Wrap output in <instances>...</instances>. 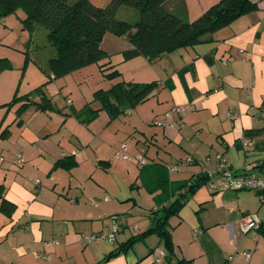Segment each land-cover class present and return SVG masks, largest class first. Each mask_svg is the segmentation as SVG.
I'll use <instances>...</instances> for the list:
<instances>
[{"label":"crops","instance_id":"obj_1","mask_svg":"<svg viewBox=\"0 0 264 264\" xmlns=\"http://www.w3.org/2000/svg\"><path fill=\"white\" fill-rule=\"evenodd\" d=\"M219 1L199 0L192 6L189 0H170L168 8L194 21ZM251 1L256 11L205 35L198 45L163 54L153 63L144 57L124 61L123 53L133 48L130 41L105 35L101 48L107 59L100 68L124 62L121 72L128 68L132 74L124 82L157 83L145 102L122 113L133 135L146 141L142 145L139 138L133 159L118 163L129 174L134 168L137 175L131 174L128 192L121 193L125 184L112 177L119 141L111 139L128 128L121 129L118 123L115 130L107 129L113 120L107 112L86 125L74 112L88 103L73 105L70 112H61V105L38 110L36 116L43 117L31 129L37 145L19 146L13 156L8 152L10 160L0 158L4 174L0 194L15 207L6 216L0 200V264H177L183 259L192 264H264V236L259 229L247 235L239 230L249 215L264 219V203L254 191H213L206 182L190 192L185 206L191 215L182 210L174 216L180 218L178 223H172L173 217L168 221L174 254L160 263L155 261L156 250L166 251L164 241L155 233L147 234L155 226L154 213L176 202L200 175L216 168L217 154H225L235 170L264 177L263 138L246 136L264 127V0ZM68 103L74 104L71 99ZM176 106L187 110L165 117ZM163 119L168 120L167 126L155 124ZM245 139L251 140L249 146ZM4 146L11 149L9 142ZM143 154L150 165L145 158L146 164L138 162ZM207 156L213 158L209 164ZM189 157L193 163L186 161ZM62 160L75 165L58 166ZM115 216L122 229L114 243L84 240L85 235L111 233ZM230 226L237 230V241ZM143 235L131 249L103 262L121 245ZM244 251L251 253L248 261ZM231 256L234 259L228 263Z\"/></svg>","mask_w":264,"mask_h":264},{"label":"trees","instance_id":"obj_2","mask_svg":"<svg viewBox=\"0 0 264 264\" xmlns=\"http://www.w3.org/2000/svg\"><path fill=\"white\" fill-rule=\"evenodd\" d=\"M169 1L110 0L106 6L101 7L91 0H0V16L16 14L18 10H22L25 14L24 28L31 32L35 26L48 30V43L55 50V55L48 61V69L57 77L107 59L101 44L108 33L118 37L125 36L132 44L133 48L123 53L124 61L144 57L153 63L163 54L198 45L205 35L217 32L257 10V5L251 0H220L196 20L187 21L169 10ZM122 7L136 10L139 20L135 23L119 20L117 15ZM11 68L6 58H0V73ZM101 68L109 80L121 76L118 70L113 69L114 66L107 67V64H104ZM156 87L155 82L150 84L117 82L109 90L95 92L94 102L99 104V108L89 104L80 111H75L74 115L86 125L96 120L102 111L114 119L126 109L145 102ZM36 105L40 111L55 110L54 104L47 97H43ZM246 136L262 137L264 146V127L248 131ZM61 163L64 168H70L74 164L62 160L57 165ZM206 182L207 177L200 175L189 186L188 193L183 194L170 206L163 207L160 212L154 213L155 226L147 234L155 233L160 236L165 244L166 257L174 254L168 221L179 215L186 204L188 194L195 192ZM1 189L0 186V192ZM0 200L1 212L11 216L15 209L14 205L7 202L1 194ZM259 231L264 236V223ZM143 237L145 235L130 239L117 251L110 253L103 262L131 249ZM177 264H192V261L183 259Z\"/></svg>","mask_w":264,"mask_h":264},{"label":"rangeland","instance_id":"obj_3","mask_svg":"<svg viewBox=\"0 0 264 264\" xmlns=\"http://www.w3.org/2000/svg\"><path fill=\"white\" fill-rule=\"evenodd\" d=\"M91 1L95 5L101 7L106 6L110 2V0ZM206 1L207 0H200L201 3ZM189 2L194 6L199 3V0H189ZM24 18L25 14L22 10H18L16 14L4 17L0 16V58H6L12 66L11 69H7L0 73V158L3 157L6 160L11 159V157H7L6 154L11 152V156H13L19 149V146L24 147L28 143L37 145L36 140H34V138L32 139L34 134L31 129L35 127L43 116L42 114L36 116L38 106L34 104V102H29L30 100L42 101L44 96L50 97L53 98L52 102L55 108L61 105L63 107L61 112H63V110L64 112L65 110L70 112L74 108L73 105L76 107H82V104L87 103V105H95V92L111 89L117 82V79L109 80L105 77L100 68L101 62L91 63L73 72L55 77L48 69V61L55 55L54 48L49 45L47 40L48 30L41 26H35L34 30L31 32L24 28ZM117 18L119 20L135 23L139 20V14L132 8L122 7ZM122 65H124V62L121 65H114L113 69L123 72L124 68L122 69ZM131 76L130 69L127 68V72L124 74L122 73L120 79L122 81H129ZM14 99L16 102H14ZM68 99H71L74 104L68 103ZM111 122L112 124L107 127V129L111 131L113 129L115 130L118 123L121 124V129L124 125H128L123 114H120ZM126 127L128 128L127 130L122 129L120 132L116 131L118 133H114L115 137L111 140L119 141L117 150L124 144L123 141L131 145V148L128 150V155H130V157L132 156L133 159L137 140L140 138V143L142 145H144V142L146 144V141L141 139L138 135H133L129 126ZM51 128H54V125L51 126ZM107 133L110 136L109 132ZM6 142L11 144L10 150H7L4 146ZM108 150L111 151V147ZM142 158L149 161L147 165L151 164L148 156L143 154ZM115 160L113 159V163H115L114 168H116L117 171L114 172L112 177L116 180L123 181L125 185L120 187V191L121 193H127V187L131 186L129 177L131 174L137 175L138 171L135 172V169L132 168L133 170L131 174H129L125 167L123 168V166L118 164L123 160H117L116 158ZM135 161L136 160H133V162ZM128 162L129 161L122 162L121 164ZM2 166L3 163L1 164L0 162V169ZM21 167V165L17 166V168ZM135 168L137 170L140 169L137 165ZM3 176L4 174L0 172L1 181H3ZM109 196L112 197L111 195ZM182 210L181 211L186 215L187 212L188 215H191L187 205L184 206ZM113 219L115 220V224H118V217L115 216ZM176 221L178 223L180 218L173 217L172 223H176ZM131 223H134V219L131 220ZM102 243H104V245H110L107 241ZM238 259H241L240 255H238Z\"/></svg>","mask_w":264,"mask_h":264},{"label":"built area","instance_id":"obj_4","mask_svg":"<svg viewBox=\"0 0 264 264\" xmlns=\"http://www.w3.org/2000/svg\"><path fill=\"white\" fill-rule=\"evenodd\" d=\"M186 107L176 106L174 107L170 112L165 114V117L170 118L173 114L182 115L186 112ZM230 117V115H229ZM157 126H167L168 120L163 119V121H157L155 123ZM251 140L245 139L244 144L245 146L250 145ZM115 157L118 160H128L130 156L128 155V145L124 143L120 149H118L115 153ZM17 159L19 162L23 161V158L21 155L17 156ZM211 156H207L205 159L206 163H210L212 161ZM188 163H193L192 157H189L186 159ZM216 161V168L211 169L205 173V176L207 177V184L210 186V188L213 191H254L256 192L261 201L264 203V177L257 176L254 177L251 174H249L248 171H238L235 170L231 164L229 163L227 157L225 154H217L215 156ZM138 162L140 165L146 164V160L143 158H138ZM173 171H177V167L171 168ZM39 181H37L38 183ZM264 223V219H261L258 215L252 214L247 216L243 223L239 225V230L242 235H247L251 231H255L260 229L262 224ZM232 228V238L234 241L238 240L237 230L235 226H230ZM121 226L118 224H115L113 226V229L111 233L107 235L102 234H93V235H85L83 238L85 241L89 243L98 242L100 240L106 239L110 243H114L116 241V235L121 231ZM56 243V242H53ZM237 249V248H236ZM237 251V250H236ZM238 252V251H237ZM156 263H160L164 257L166 256V251L164 249H157L156 250ZM244 259L248 261L251 258V253L249 251H244L242 253ZM234 257L231 256L228 259V263H231L233 261Z\"/></svg>","mask_w":264,"mask_h":264}]
</instances>
